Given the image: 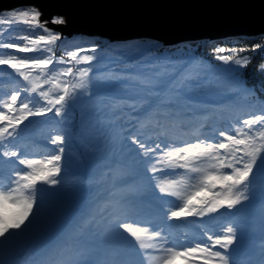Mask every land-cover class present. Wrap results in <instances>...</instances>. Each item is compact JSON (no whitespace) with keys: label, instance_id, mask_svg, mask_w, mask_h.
<instances>
[{"label":"snow or ice","instance_id":"snow-or-ice-1","mask_svg":"<svg viewBox=\"0 0 264 264\" xmlns=\"http://www.w3.org/2000/svg\"><path fill=\"white\" fill-rule=\"evenodd\" d=\"M70 22L38 0L0 9V66L16 81L0 100V159L11 165L0 187V264H264V243L258 256L233 255L237 206L257 189L264 231V81L245 76L246 54L264 50L250 41L264 31L202 42L80 32L57 56L69 37L54 26ZM17 26L29 31L12 35ZM36 122L52 147L30 158ZM74 165L84 174L69 176ZM101 177L103 197L94 192L53 229L63 186L96 189ZM188 218L198 237L174 240L169 230ZM34 236L45 238L25 252Z\"/></svg>","mask_w":264,"mask_h":264},{"label":"water","instance_id":"water-1","mask_svg":"<svg viewBox=\"0 0 264 264\" xmlns=\"http://www.w3.org/2000/svg\"><path fill=\"white\" fill-rule=\"evenodd\" d=\"M20 0H0V9ZM46 13L67 12L71 22L54 26L69 39L80 32L163 41L204 40L264 31V0H38Z\"/></svg>","mask_w":264,"mask_h":264},{"label":"trees","instance_id":"trees-1","mask_svg":"<svg viewBox=\"0 0 264 264\" xmlns=\"http://www.w3.org/2000/svg\"><path fill=\"white\" fill-rule=\"evenodd\" d=\"M203 41V40H198ZM250 42H260L264 43V40H260L259 38L250 41ZM202 52H208L210 49L203 48L201 49ZM246 55H249L251 57V63L245 70V76L247 79V82L249 85L257 84L258 82L264 81V73H260L258 71V65L261 62H264V50H257L255 53H247ZM14 73L12 70H10L8 73H5L4 71L0 72V100L7 96V94L11 91L13 86V79ZM259 91V90H257ZM48 131V127L40 122H36L32 124L28 130V133L26 134V138L29 141H35V146H30L28 151L31 153L30 158H40L44 153L45 150H50L51 145L48 144V142L44 139V136L46 135ZM194 135V133H189L188 136L182 137L183 139L191 138V136ZM194 142V141H193ZM73 159H76V156H73ZM11 165H5L3 160L0 159V187H3L4 180L3 177H5L8 173L9 168ZM85 172V168L81 165H74L70 171L69 176H75V175H83ZM105 183V180L103 177L100 178V187L93 189L89 188L88 186L81 185V184H75V183H69L63 186L62 189V196L59 200V202L55 205H53V229L55 227V223L60 215L74 212L78 209V207L81 205V203L89 199L91 195L96 192L101 197L104 195L103 185ZM44 187H47L46 185ZM261 200L259 189L256 190L254 198L251 203L247 204L245 209L244 207L240 208L239 211L236 213L237 218H239L240 215H244L245 218L248 219V224H245V227L238 226V229L241 231H238L239 237L237 238V243L235 245V249L245 248L248 245L252 246H261L262 243H264V231L260 229L258 226H256V221L260 220L259 214H258V206ZM101 207L103 206V199L100 201ZM223 211V210H221ZM224 217H218L217 221L222 222ZM181 225V230L175 231V237L178 238L180 242H186L184 240L185 237H187V242H191L194 239H196L199 235V229L197 228L196 224L193 222L192 218H188L186 223H178L177 225ZM238 224L242 225L243 223L240 222V219H238ZM256 227L258 231L254 229ZM45 237H42L44 239ZM37 240H35V243H37ZM33 244L34 241H31ZM33 244H26L24 247L26 249H30ZM27 250V251H28ZM250 256H258L255 255V251H250Z\"/></svg>","mask_w":264,"mask_h":264},{"label":"rangeland","instance_id":"rangeland-1","mask_svg":"<svg viewBox=\"0 0 264 264\" xmlns=\"http://www.w3.org/2000/svg\"><path fill=\"white\" fill-rule=\"evenodd\" d=\"M27 31H29V30L26 29L25 27H23V26H17L15 32L12 33V35H23V34H25V32H27ZM0 39H3V37L0 36ZM76 43H80V41H79L78 39H73V38L71 37L70 39H68L67 44L62 43V44L58 45V46L55 48V55L60 56L62 53H64V52L66 51V47H67V45L76 44ZM6 51H7V50H5V49H0V54H5ZM201 53H202L203 55L207 56L208 53H209V51H208V52H206V51H205V52H202V51H201ZM10 70H11V69H8L6 66H0V72L4 71L5 73H8ZM14 75H15V74H14ZM13 83H14V84H13V86H14L15 83H16V81L13 82ZM5 98H6V97L2 98L1 100L5 99ZM186 136H188V135H186ZM175 202H176V203H180L181 201L176 200ZM237 207H238L239 209L241 208V207H239V206H237ZM243 209H245V207H244ZM238 219H240V222L243 223L242 225H239V224H238V226L245 227V224H246V225L248 224V219L245 218L244 215H240ZM255 223H256V226H258L260 229H262V225H261V221H260V220L256 221ZM254 229H255L256 231H258V229H257L256 227H254ZM238 231H241V230L238 229ZM238 237H239V235H238V233H237V238H238ZM36 239H38L37 242H39V241L42 239V236H34V237H33L32 239H30L29 241H26V242H25V245H26V244H29V243H30V244H33L31 241H34V243H35V240H36ZM25 245H24V246H25ZM33 245H34V244H33ZM33 245H32V246H33ZM237 248H238V249H236L235 251H240L241 253H245L246 251H250V250H254L255 253H257V252L259 251L260 246H259V248H258V246H252V245L250 244V245H248L247 247H245V248H243V249L240 248V247H237ZM24 249H25V252H28V251H27L28 249H26V247H24ZM240 249H241V250H240Z\"/></svg>","mask_w":264,"mask_h":264}]
</instances>
